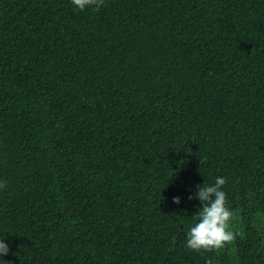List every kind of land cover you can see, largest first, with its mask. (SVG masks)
<instances>
[{
	"label": "trees",
	"instance_id": "1",
	"mask_svg": "<svg viewBox=\"0 0 264 264\" xmlns=\"http://www.w3.org/2000/svg\"><path fill=\"white\" fill-rule=\"evenodd\" d=\"M0 181V264H264V0H0Z\"/></svg>",
	"mask_w": 264,
	"mask_h": 264
},
{
	"label": "clouds",
	"instance_id": "2",
	"mask_svg": "<svg viewBox=\"0 0 264 264\" xmlns=\"http://www.w3.org/2000/svg\"><path fill=\"white\" fill-rule=\"evenodd\" d=\"M75 10L83 12L85 9L99 7L102 0H71ZM226 183L224 176H216L211 183H203L195 186V191L188 196L189 200L195 199L196 211L193 213V222L186 233L185 246L187 249L199 252L210 251L221 247L225 242L233 238V231L229 228V219L232 216L231 209L226 205V194L223 185ZM5 186L0 181V189ZM172 203L179 205L181 198L174 196ZM9 254V246L4 239H0V260Z\"/></svg>",
	"mask_w": 264,
	"mask_h": 264
}]
</instances>
